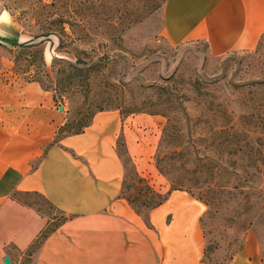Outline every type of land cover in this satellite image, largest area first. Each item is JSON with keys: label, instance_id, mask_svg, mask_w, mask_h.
Here are the masks:
<instances>
[{"label": "rangeland", "instance_id": "1", "mask_svg": "<svg viewBox=\"0 0 264 264\" xmlns=\"http://www.w3.org/2000/svg\"><path fill=\"white\" fill-rule=\"evenodd\" d=\"M164 2L97 1L87 9L84 28L99 35L87 38L79 28L74 35L69 29L65 34L50 32L48 21L56 15L50 5L0 0V18L9 31L8 38L1 36L6 32L0 24V86L39 81L61 101L72 125L83 120L90 105L113 108L120 103L119 110L106 112H117L122 119L121 110L135 105L140 112L125 119L129 145L141 160L129 155L124 135L117 141V153L127 170L134 165L155 189L166 193L170 185L158 171L156 158L176 144L185 149H264V88L258 85L264 81V44L260 50L222 57L210 56L203 42L171 46L162 33ZM167 128L172 139L163 141ZM23 199L53 219L50 228L62 221L42 197ZM233 200L223 195L211 209L201 202L203 260L230 264L252 243L264 264V228L244 232L246 224L235 216ZM13 252L17 264H33L23 253Z\"/></svg>", "mask_w": 264, "mask_h": 264}, {"label": "crops", "instance_id": "2", "mask_svg": "<svg viewBox=\"0 0 264 264\" xmlns=\"http://www.w3.org/2000/svg\"><path fill=\"white\" fill-rule=\"evenodd\" d=\"M162 17L171 46L203 42L222 57L257 47L264 0H168ZM60 108L37 82L0 86V264H17L13 251L27 249L49 222L24 201L34 194L72 217L47 238L36 264H206L200 201L173 192L148 225L121 198L117 141L124 135L129 145L128 121L101 112L84 133L54 143L68 119ZM230 264H263L260 249L247 243Z\"/></svg>", "mask_w": 264, "mask_h": 264}, {"label": "trees", "instance_id": "3", "mask_svg": "<svg viewBox=\"0 0 264 264\" xmlns=\"http://www.w3.org/2000/svg\"><path fill=\"white\" fill-rule=\"evenodd\" d=\"M50 1L51 3L47 4L45 0H33V3H40L45 7L50 5L56 9V15L48 21L50 32L65 34L66 30L69 29L71 34L74 35V29L79 28L81 35L87 38L92 36L98 37L97 31L95 33H87L85 31L84 17L87 9L94 8L97 1L103 0ZM167 1L165 0L164 3ZM50 32L42 36H48ZM263 44L264 33L256 49L260 50ZM19 45L28 47L30 44L20 43ZM33 82H37L43 87L39 81ZM258 85L264 88V81ZM53 96L55 103L63 107L60 104L61 101H58V98L55 96V93ZM120 106V103L113 108L110 106L90 105L83 113V120L77 125H72L69 119H67V122L59 128L54 143H58L64 137L84 133L92 125L98 113L119 110ZM139 112L140 110L135 105H129V107L121 110L123 119L126 118L125 115L129 116ZM159 112L161 111H155L153 114H160ZM260 112L264 121V105L260 108ZM164 136L163 141H166L168 137L172 139L168 134V128L165 129ZM179 138L178 135L173 140H178ZM123 165L125 173L121 188V198H124L148 225H150V213L167 202L173 192L182 191L188 193L210 209L216 207L222 201L223 195H232L234 196L235 216L246 224L244 232L249 231L251 227L264 228V149H185L184 146L176 144L174 149H167L165 153L159 154L156 158L158 171L167 178L170 185V189L166 193L155 189L151 185L150 180L142 176L134 165L131 170H127L124 162ZM130 190H132L131 193H125ZM34 195L40 196L39 194ZM43 199L53 209H56L45 198ZM27 203L34 207L33 204ZM56 210L62 215V221L53 228H50L53 219L49 218L45 229L29 247L24 251H18L24 254L29 263L36 264V258L47 238L62 224L72 218L62 211Z\"/></svg>", "mask_w": 264, "mask_h": 264}, {"label": "water", "instance_id": "4", "mask_svg": "<svg viewBox=\"0 0 264 264\" xmlns=\"http://www.w3.org/2000/svg\"><path fill=\"white\" fill-rule=\"evenodd\" d=\"M60 110H63V107H61ZM4 264H11L9 257L4 258Z\"/></svg>", "mask_w": 264, "mask_h": 264}]
</instances>
